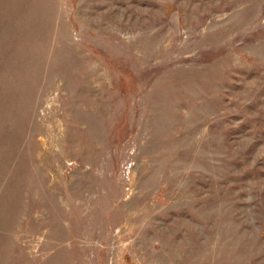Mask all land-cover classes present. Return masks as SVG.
Masks as SVG:
<instances>
[{
    "label": "rangeland",
    "instance_id": "1",
    "mask_svg": "<svg viewBox=\"0 0 264 264\" xmlns=\"http://www.w3.org/2000/svg\"><path fill=\"white\" fill-rule=\"evenodd\" d=\"M0 264H264V0H0Z\"/></svg>",
    "mask_w": 264,
    "mask_h": 264
}]
</instances>
